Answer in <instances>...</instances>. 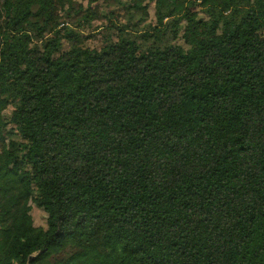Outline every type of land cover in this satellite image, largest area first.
<instances>
[{
	"label": "trees",
	"instance_id": "1",
	"mask_svg": "<svg viewBox=\"0 0 264 264\" xmlns=\"http://www.w3.org/2000/svg\"><path fill=\"white\" fill-rule=\"evenodd\" d=\"M99 1L0 0V264H264V0H185L230 9L194 49L159 0L58 37Z\"/></svg>",
	"mask_w": 264,
	"mask_h": 264
},
{
	"label": "rangeland",
	"instance_id": "2",
	"mask_svg": "<svg viewBox=\"0 0 264 264\" xmlns=\"http://www.w3.org/2000/svg\"><path fill=\"white\" fill-rule=\"evenodd\" d=\"M162 4L171 3L174 6L173 17L187 12H192L193 14H198V17L203 19V24H190L187 28L188 40L191 42V47L195 48L196 44L200 40H205L209 42L217 41L220 35V27L222 22L229 17L230 9L224 7L222 14H215L212 17L207 13L203 12L200 7L194 9H186L185 0H159ZM113 0L109 3H104L99 1L96 4L91 6L88 17L84 21L75 22L76 20L68 18H59L54 22V27L59 38H62L64 33L74 31L78 33L85 47L90 49H99L102 47L106 40L111 38L114 39L117 35V30L113 27H117L127 19L125 13V7L127 6V0H123V5H117V3H112ZM155 10L153 5L149 10L144 14V21L138 27L137 30H147V26H153L155 24L154 20ZM138 20L135 19L133 24ZM80 25V26H79ZM65 47L67 44L64 43ZM11 108H8L3 112V115L9 116ZM33 225L35 227H46V215L45 213L32 205L31 211L29 214L23 215L22 228H27L28 226Z\"/></svg>",
	"mask_w": 264,
	"mask_h": 264
}]
</instances>
